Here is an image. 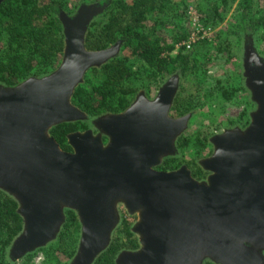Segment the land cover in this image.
<instances>
[{
    "label": "water",
    "instance_id": "1",
    "mask_svg": "<svg viewBox=\"0 0 264 264\" xmlns=\"http://www.w3.org/2000/svg\"><path fill=\"white\" fill-rule=\"evenodd\" d=\"M105 7L60 11L59 65L13 86L0 84V190L17 202L23 220L11 259L55 240L69 209L80 223L70 264H92L108 247L122 204L137 215L131 232L139 247L119 252L115 264H264V61L250 43L243 70L256 108L244 129L210 138L213 151L199 161L204 179L184 165L157 169L176 153L190 118L170 116L176 74L152 99L139 91L123 111L97 116L96 132L68 133L69 151L50 134L52 127L87 119L71 102L74 90L88 70L120 52L121 40L101 49L85 46L89 24Z\"/></svg>",
    "mask_w": 264,
    "mask_h": 264
},
{
    "label": "trees",
    "instance_id": "2",
    "mask_svg": "<svg viewBox=\"0 0 264 264\" xmlns=\"http://www.w3.org/2000/svg\"><path fill=\"white\" fill-rule=\"evenodd\" d=\"M227 1L204 0L205 21L222 22L219 5ZM104 2L106 7L103 13L89 24L85 46L87 49H101L121 40V52L126 51V54L120 52L101 67L88 70L83 83L74 90L72 103L89 117L121 112L129 106L138 90L149 91L150 85L142 83L140 72H146L152 78L157 74L172 73L175 68L181 73L194 68V57L184 46L171 54L177 43L187 39L186 33L180 34L175 44L168 42L160 32L163 25L174 23L173 17L177 18L176 14H172L173 0ZM67 3V0H4L0 3V83L12 86L29 75L47 74L58 66L64 46L58 14L64 11L69 15ZM124 15L127 16L126 23L122 22ZM156 15H161V19L156 20ZM151 20L154 23L149 25ZM233 28L235 33L245 36L246 43H251L249 33L264 28V0H238V15ZM5 36L6 42H2ZM222 93L225 99L230 98L227 91ZM184 110L175 103L171 113L181 114ZM84 126L81 121L62 123L52 127L50 134L62 150L69 151L66 135ZM173 162L175 157L166 158L157 169H175L171 165ZM191 174L203 178L206 172L197 169ZM17 207V202L11 196L0 191V264H16L6 254V248L22 229L23 220L17 213ZM120 232L125 241L119 239ZM79 237L77 215L68 209L56 239L24 255L20 264H31L36 252H41L42 264H65L61 258L71 259L75 255ZM138 247L137 237L123 223L113 233L108 247L92 264H115L120 249L135 250ZM60 255L63 256L59 258ZM202 264L215 263L205 260Z\"/></svg>",
    "mask_w": 264,
    "mask_h": 264
},
{
    "label": "rangeland",
    "instance_id": "3",
    "mask_svg": "<svg viewBox=\"0 0 264 264\" xmlns=\"http://www.w3.org/2000/svg\"><path fill=\"white\" fill-rule=\"evenodd\" d=\"M173 1L175 5L172 14H176L177 16V18L173 17L175 24L166 23L160 32L168 42L175 44L179 35L186 33L187 39L177 43L171 54H175L180 46H184L194 57V68L186 73H181L178 68H175L172 73L157 74L152 78L147 75L148 73L140 72L142 83L149 84L150 86L149 91L140 89L138 92L143 91L147 98L152 99L159 87L171 75H178V89L172 106L177 103L185 110L181 114H174L171 113L170 109V116L180 117L190 114V118L186 129L175 142L176 153L170 156L175 157V162H173L174 165L172 163L171 165L175 166V169L184 165L190 172H194L197 169L203 170L199 165V161L210 156L213 151L210 138L227 129H244L250 122V113L255 110L256 104L252 101L250 91L246 86L243 70L244 48L248 42L246 43L247 39L245 40V36L242 33L238 35L234 32L233 28L238 15V0H229L225 4L219 5L223 14V20L222 22L214 23L205 21L204 0ZM67 2L69 15H73L82 4L103 3L104 0H67ZM126 19L127 16L124 15L122 22L126 23ZM155 19L160 20L161 15H156ZM153 23L154 21L151 20L148 24L151 25ZM249 36L251 37V43H249L264 61V28L249 33ZM187 41H191L188 48L184 45ZM2 42H6V36ZM121 54L125 55L126 51L121 52ZM42 75H29L26 78L40 77ZM21 81H18V83ZM0 84L4 85L3 83ZM224 90L230 96L229 99L224 98L222 93ZM96 117H89L87 115V119L81 121L85 126L78 131L92 129L96 132L92 124V121ZM180 138L181 140H179ZM206 176L207 173L203 178L193 177L201 180L206 178ZM117 209L119 220L111 234V238L115 230H119L123 223H126L131 230V227L137 221V215L128 214L122 204H118ZM118 237L121 241H125L121 232L118 233ZM10 246L6 248V254L9 257ZM123 250L129 249L122 248L119 252ZM61 256L63 255H60L59 258ZM73 257L71 259L62 257L61 260L65 264H70ZM21 261L22 259H19L15 263L20 264ZM42 261L41 252H36L33 254L30 263L42 264Z\"/></svg>",
    "mask_w": 264,
    "mask_h": 264
},
{
    "label": "built area",
    "instance_id": "4",
    "mask_svg": "<svg viewBox=\"0 0 264 264\" xmlns=\"http://www.w3.org/2000/svg\"><path fill=\"white\" fill-rule=\"evenodd\" d=\"M190 42H191V41H187L186 43H184L185 47L188 48V47L190 46Z\"/></svg>",
    "mask_w": 264,
    "mask_h": 264
}]
</instances>
